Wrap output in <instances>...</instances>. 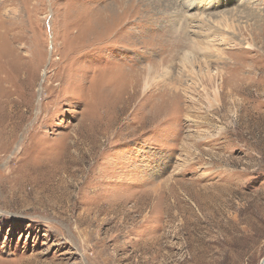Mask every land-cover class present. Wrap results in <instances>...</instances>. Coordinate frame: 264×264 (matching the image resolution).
<instances>
[{"label":"rangeland","instance_id":"obj_1","mask_svg":"<svg viewBox=\"0 0 264 264\" xmlns=\"http://www.w3.org/2000/svg\"><path fill=\"white\" fill-rule=\"evenodd\" d=\"M264 0H0V264H259Z\"/></svg>","mask_w":264,"mask_h":264},{"label":"water","instance_id":"obj_2","mask_svg":"<svg viewBox=\"0 0 264 264\" xmlns=\"http://www.w3.org/2000/svg\"><path fill=\"white\" fill-rule=\"evenodd\" d=\"M259 264H264V257L261 259Z\"/></svg>","mask_w":264,"mask_h":264}]
</instances>
